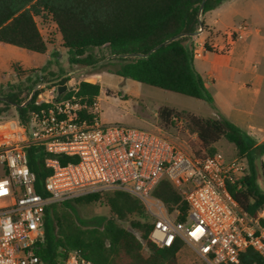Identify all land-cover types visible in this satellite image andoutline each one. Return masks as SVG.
I'll return each mask as SVG.
<instances>
[{
  "label": "built area",
  "instance_id": "2783aa9c",
  "mask_svg": "<svg viewBox=\"0 0 264 264\" xmlns=\"http://www.w3.org/2000/svg\"><path fill=\"white\" fill-rule=\"evenodd\" d=\"M254 31L241 23L220 40L188 44L194 58L208 53L230 55L239 40ZM204 33L199 28L194 36ZM193 36V37H194ZM61 79L40 77L34 88L32 110L26 122L18 115H0V264H44L37 253L45 241L47 208L91 193L125 191L140 200L152 218L149 239L158 247L177 241L192 248L206 264H238L253 249L264 264V208L256 217L235 201L230 186L248 173L245 158L223 162L217 155L196 157L189 140L196 139L184 115H173L171 127L151 130L108 125L102 120V90L91 103L79 95L81 82L69 73ZM66 89L60 93L59 88ZM178 140V141H177ZM44 147L45 195L36 191V174L27 156L30 144ZM60 158L68 160L65 164ZM168 179L188 204L185 221L180 210L170 212L153 192ZM63 264H95L78 251L67 253Z\"/></svg>",
  "mask_w": 264,
  "mask_h": 264
},
{
  "label": "trees",
  "instance_id": "16d2710c",
  "mask_svg": "<svg viewBox=\"0 0 264 264\" xmlns=\"http://www.w3.org/2000/svg\"><path fill=\"white\" fill-rule=\"evenodd\" d=\"M226 0H0V42L27 51L45 54L48 42L41 32V23L51 20L60 33L63 46L69 52V62L81 68L101 63L109 73L132 79L163 90L213 103L201 75L195 68L189 41L205 28L204 16ZM106 48L98 57L95 49ZM115 62V63H113ZM26 71V70H25ZM68 74L50 79H63ZM29 76V75H27ZM25 85H13L7 94L0 91V115L10 117L15 108L23 122L35 109L34 102L23 106L40 78ZM26 92L24 98L22 94ZM101 86L83 81L79 95L91 103L99 96ZM13 115V116H14ZM173 115H184L187 127L196 135L198 158L217 155L215 144L225 139L233 144L237 154L248 164L247 175L230 192L240 208L256 217L264 208V190L259 177L264 176V143L258 144L248 133L226 117H202L185 110L163 106L158 111L162 128L171 127ZM27 156L36 174V191L45 195L44 182L50 175L45 167L46 154L42 145H28ZM65 164V158H60ZM170 212L180 210L178 220L185 221L188 204L168 179H163L153 192ZM106 200L113 217L83 219L77 203H97ZM144 204L125 191L91 193L71 201L51 204L45 213V241L37 253L44 264H63L69 251H78L95 264H179L184 247L177 241L171 247H158L149 236L153 228ZM131 222L132 229L119 224ZM261 256L253 249L240 255L238 264H262Z\"/></svg>",
  "mask_w": 264,
  "mask_h": 264
},
{
  "label": "rangeland",
  "instance_id": "374dc122",
  "mask_svg": "<svg viewBox=\"0 0 264 264\" xmlns=\"http://www.w3.org/2000/svg\"><path fill=\"white\" fill-rule=\"evenodd\" d=\"M37 21L42 34L48 42L47 53L31 52L0 42V91L2 94H7L13 85L22 84L25 87L28 86L31 83L29 78L35 80L36 78L45 76V78L50 79L65 73H73L75 81L95 82L101 86L102 90H107V94H102L101 107L102 120L108 125H120L145 130L161 126L156 110L158 104L170 105L179 109L204 114L201 104L205 103L203 100L141 84L132 79H125L109 73L107 68L99 66L101 63L110 62V58L103 60L99 65L91 68H81L71 65L69 62V52L63 46L61 35L57 31L55 24L51 20L46 21V23H41L39 19ZM94 53L100 57L107 53V49H95ZM201 60L194 58V64L198 67ZM25 96H27L26 92L22 94L23 98ZM0 105L2 104L0 103ZM15 112V108L11 107L8 114L13 116ZM164 129L171 137H177L172 127H165ZM189 147L193 151L198 148L197 140L190 139ZM215 147L218 156L223 162H230L235 157H239L235 146L225 139L216 143ZM259 184L264 190V178L263 180L259 179ZM76 207L83 219L100 216L113 217L106 200L91 204L80 202L76 204ZM132 221L133 219L122 221L119 224L127 229H132ZM151 221L152 218H150ZM178 259L179 264H206L188 246L183 247Z\"/></svg>",
  "mask_w": 264,
  "mask_h": 264
},
{
  "label": "crops",
  "instance_id": "0c3cea01",
  "mask_svg": "<svg viewBox=\"0 0 264 264\" xmlns=\"http://www.w3.org/2000/svg\"><path fill=\"white\" fill-rule=\"evenodd\" d=\"M244 22L254 31L237 41L230 55L210 52L198 67L194 64L213 98L212 104L201 103L204 114L163 104L156 106L157 112L167 106L206 118L223 116L264 143V0L224 1L204 16V33L187 43L220 40L225 31Z\"/></svg>",
  "mask_w": 264,
  "mask_h": 264
},
{
  "label": "water",
  "instance_id": "95a60500",
  "mask_svg": "<svg viewBox=\"0 0 264 264\" xmlns=\"http://www.w3.org/2000/svg\"><path fill=\"white\" fill-rule=\"evenodd\" d=\"M65 89H66L65 85L61 86L59 88L60 93L63 92ZM33 95H34V90H33L32 94H31V96L29 97V99L26 101V103L23 106H26L28 103H30L32 101Z\"/></svg>",
  "mask_w": 264,
  "mask_h": 264
}]
</instances>
